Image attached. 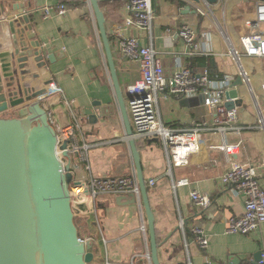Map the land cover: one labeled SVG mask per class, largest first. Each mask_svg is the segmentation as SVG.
<instances>
[{"label":"crops","instance_id":"crops-1","mask_svg":"<svg viewBox=\"0 0 264 264\" xmlns=\"http://www.w3.org/2000/svg\"><path fill=\"white\" fill-rule=\"evenodd\" d=\"M87 1L84 0L79 7H68L61 0H6L1 3L7 6V11L11 10L10 7L19 8L17 11H11L9 19L12 20V17L18 14H24L28 18L26 21L16 19L15 26L20 25V29H23L27 24L30 25V31L25 30V34L30 36V39L24 41L27 45L39 44L40 50L45 54L44 57L41 56L39 63L34 62L33 58L28 62L29 73L39 76L38 79L32 78L34 90L43 88L45 83L53 82L63 93L51 95L41 103V107L52 112L54 123L64 128L73 123L65 100L74 101L76 120L83 127L84 141L87 144L100 145L90 154L92 174L105 178H120L131 175L134 166L128 144L124 139V125L112 89L101 36ZM61 4L67 7L64 14L61 16L53 14L48 18H42L43 7H55ZM126 4L127 0L99 1L105 17L106 34L110 38L115 70L124 96L127 89L133 86L139 77L136 65L123 61L117 51L114 31L124 17ZM162 22L159 20L152 27V43L154 49L160 53L167 76H171L176 68L175 58L184 53V44L181 41L168 44L160 26ZM132 34L144 35L140 44L149 45L145 34L140 32ZM213 48L219 51L215 45ZM49 56H52V60H49ZM213 63L217 71L222 72L224 71L221 68L232 65L227 58H216ZM37 64L39 66L44 64V68L38 70ZM246 65H248L247 69L252 68L250 64ZM191 69L195 72L203 70ZM253 79L256 80L257 85V96L255 95L257 106L251 96L252 104L245 96L246 86L241 85L237 88L242 130L239 136L229 135L227 139L242 140L241 158L245 162L258 165L264 164V130L258 125L257 111L260 110L264 115V100L260 95V78L252 76ZM178 101L175 99L160 101V117L165 126L172 129L186 128L193 121L209 119L210 109L204 104L182 108L178 105ZM89 116L94 118V122L89 121ZM118 144H121L119 152L122 154L117 159L121 161V166L112 170L107 169L106 163L110 162L112 152L102 150ZM139 152L144 179H157L155 187L148 190L147 196L155 219V233L160 246L158 249L160 264H186L187 261L191 264H202L206 258L222 264H231L233 257L237 258L239 263H243L253 260L254 254L264 248V224L260 232L253 236L226 232L230 218L243 214L244 200L221 186L220 175L224 167L218 159L220 156L218 153L202 148L199 154L192 155L188 167L174 168L168 175L167 160L159 142H145ZM114 162L119 163L117 160ZM261 174L264 190V171ZM180 179H187L189 185L177 186L173 189V185ZM193 189L209 197L208 208L192 206L188 195ZM111 198L113 199L103 198L99 201L95 213L89 211L91 204L79 207L76 216L80 218L78 232L84 239L89 237L93 239V247L98 254L97 264H104L106 261L110 264L127 263L133 256L142 254L145 249L139 233V226L142 223L147 226L143 205L141 207L136 204L118 205L117 198ZM180 221L187 222L183 229L179 227ZM89 224L92 229H89ZM194 228H199L205 233L208 243L205 252L198 251L195 245L192 236ZM175 230L176 232L173 233Z\"/></svg>","mask_w":264,"mask_h":264},{"label":"built area","instance_id":"built-area-1","mask_svg":"<svg viewBox=\"0 0 264 264\" xmlns=\"http://www.w3.org/2000/svg\"><path fill=\"white\" fill-rule=\"evenodd\" d=\"M4 1L6 0H0ZM87 2L89 4V0ZM66 10L64 4L45 6L42 9V18L53 14L61 16ZM123 16L114 31L117 51L123 61L136 65L139 74L135 84L126 91L129 97L126 107L133 140L140 146L145 142H159L167 160L168 175L174 168L188 167L192 155L199 154L202 148L218 153V159L224 167L220 175L221 186L244 200L243 214L230 218L226 232L247 237L259 233L264 224V190L261 184L264 164L243 161L242 140L227 139L229 135L239 136L242 128L239 106L235 104L237 100L226 99V94L233 88L236 78H239L254 104L256 102L250 84V72L243 67V61L264 59V0H127ZM12 18L14 22L21 19L14 16ZM158 19L163 21L160 26L168 44L176 41L184 44V53L175 58L176 68L171 76H167L160 53L154 49L152 43V27L159 22ZM202 20L208 21V26L216 32L218 40L215 46L219 51L213 48L211 32L202 27ZM237 29L245 34H238ZM134 32L145 34L149 45H141L144 35H133ZM197 57H211L213 61L216 58H227L235 72L225 73L218 70L214 76H211L207 68L195 72L187 61ZM259 85L260 95L264 100V81ZM39 90H44L40 105L51 95L63 94L53 82L45 83ZM192 97L203 98L204 105L210 109L208 120L193 121L189 127L173 129L162 123L160 101ZM229 103L232 104L231 107L227 106ZM65 105L73 123L64 128L58 127L54 123L52 112L45 110L48 122L56 132L57 156L64 171L71 175L69 189L73 214L79 213V207L86 206L85 200L91 204L89 211L95 213L102 196L133 199L141 207L142 197L135 171L120 178L92 174L90 154L100 145L87 144L84 141L82 128L76 120L74 101L65 100ZM257 115L258 125L264 130V115L260 110ZM63 144L66 148L60 151ZM156 181L157 179L146 180L147 191L155 187ZM188 185L187 179H180L173 185V189ZM188 196L192 206L201 209L210 206L209 197L195 189ZM183 226L184 222L180 221L179 227L183 229ZM192 232L198 251L205 252L208 244L205 233L199 228L192 229ZM139 233L145 246L143 253L133 256L129 262L123 264H152L147 226L144 223L139 226ZM80 241L85 244L93 239L80 237ZM104 264L110 263L106 261ZM186 264L191 263L187 261ZM202 264L222 263L206 258ZM239 264H264V248L259 261L250 260Z\"/></svg>","mask_w":264,"mask_h":264},{"label":"water","instance_id":"water-1","mask_svg":"<svg viewBox=\"0 0 264 264\" xmlns=\"http://www.w3.org/2000/svg\"><path fill=\"white\" fill-rule=\"evenodd\" d=\"M89 4L101 36L112 89L124 125L125 141L139 184L151 263L160 264L155 219L147 196L140 152L128 120L126 101L129 97L124 96L118 80L99 0H89ZM10 9L7 11V6L0 2V264H90L95 260L93 242L83 244L80 241L70 199L71 175L64 171L59 161L56 132L48 122L46 110L40 105L44 90H34L32 78L38 76L31 75L28 70L29 59L39 63L45 54L39 44L27 45L25 41L30 36L25 30L30 31L31 26L16 27L8 16L19 8ZM15 17L28 20L24 14ZM48 58L52 60V56ZM36 68L42 69L44 64H37ZM232 87L226 99L237 100L235 104L239 106V78ZM198 104H204L202 97L178 101L182 108ZM89 121L94 122V118L89 116ZM65 148L63 144L60 151ZM65 156L66 152L63 153ZM116 202L118 205H135L133 199L124 197L117 198ZM260 256L261 251L256 252L253 261H259ZM233 258L231 264H238V259Z\"/></svg>","mask_w":264,"mask_h":264},{"label":"rangeland","instance_id":"rangeland-1","mask_svg":"<svg viewBox=\"0 0 264 264\" xmlns=\"http://www.w3.org/2000/svg\"><path fill=\"white\" fill-rule=\"evenodd\" d=\"M201 23H202V27L206 30V31H209V32H211V39H212V42H213V44L215 45V43L217 42V40H218V37H217V34H216V32H214V30H213V28H210L209 26H208V21H205V20H202L201 21ZM236 31H238V34H243L244 33V31H243V33H241V31H240V29H237ZM245 34V33H244ZM246 61H248L249 63H246ZM246 64H250V66L252 67V68H250L251 69V71H250V84L252 85V88H253V90H254V93H255V95H256V92H257V85H256V80L255 79H253L252 80V76H254V78H256V77H259L260 78V80H261V82H263L264 81V76H262L263 75V72H264V59H262L261 61H259V60H248V59H244V61H243V67H248V65H246ZM232 67H234L233 65H231ZM230 65H228V66H226V68H221L225 73L226 72H229V73H233L234 72V68H232ZM218 67L220 68V66H219V64H218ZM246 67V68H247ZM249 68H248V70H250ZM245 96L246 97H248V101L252 104V101H251V97H250V95H249V93H248V91L247 90H245ZM257 96V95H256ZM258 99V98H257ZM79 125H80V123H79ZM81 126V125H80ZM81 128H82V131H83V127L81 126ZM121 144H118V145H113V146H110V147H106V148H104L102 151L103 152H105L106 150H110L111 152H112V155H111V160H110V162H107L106 163V165H107V169H114V168H118L119 166H121V161L120 160H118L117 158H119L120 156H121V152H119V151H121V147H119ZM114 160H117L119 163H116V162H114ZM103 198H110V199H113V198H111V196H108V197H106V196H102V198H100L99 199V201H101ZM85 200V199H84ZM85 203H86V206L87 205H90L89 204V202L87 201V200H85ZM85 206V205H84ZM84 206H82V207H84ZM75 214H74V217H75V219H74V223H75V226L77 227V229L79 228V226H80V218H78V217H76L77 216V213L76 212H74ZM92 224V223H91ZM91 224H89V229H92V227H91ZM78 235L80 236V237H82L83 238V235H81L79 232H78ZM92 251H93V253H95L96 255H95V260L92 262V263H90V264H97V258H98V254L95 252V247H93V249H92Z\"/></svg>","mask_w":264,"mask_h":264},{"label":"trees","instance_id":"trees-1","mask_svg":"<svg viewBox=\"0 0 264 264\" xmlns=\"http://www.w3.org/2000/svg\"><path fill=\"white\" fill-rule=\"evenodd\" d=\"M61 1L64 2L68 7H79V5L84 3V0H61ZM189 67L194 68L195 70H202L204 68H207L209 69L211 76L217 74V68L215 66V63H213V59L211 57L193 58L189 61ZM137 147L140 151L141 146L139 143H137Z\"/></svg>","mask_w":264,"mask_h":264}]
</instances>
